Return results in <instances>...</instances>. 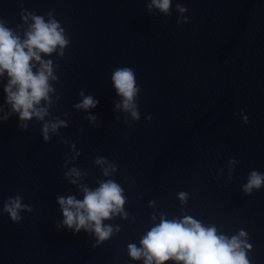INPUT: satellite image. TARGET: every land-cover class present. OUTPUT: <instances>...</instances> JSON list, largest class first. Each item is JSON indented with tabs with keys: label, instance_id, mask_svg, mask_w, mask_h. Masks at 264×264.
Instances as JSON below:
<instances>
[{
	"label": "water",
	"instance_id": "water-1",
	"mask_svg": "<svg viewBox=\"0 0 264 264\" xmlns=\"http://www.w3.org/2000/svg\"><path fill=\"white\" fill-rule=\"evenodd\" d=\"M149 2L0 0V19L21 36L31 22L21 20L23 7L45 20L51 12L70 41L62 55L41 53L56 76L44 121L67 122L47 142L44 121L19 127L0 77V116L9 113L0 121V264H141L127 244L139 246L161 212L193 216L229 236L245 230L250 264H264V185L250 194L241 187L250 170L264 172V0H172L167 13ZM125 65L139 85V119L113 108L121 97L111 72ZM81 90L98 99L95 108L73 107ZM110 164L115 170L105 176ZM73 167L77 183L64 175ZM107 179L122 187L127 213L103 220L113 226L108 239L57 227L56 196L80 199V185ZM17 194L30 210L14 223L3 206Z\"/></svg>",
	"mask_w": 264,
	"mask_h": 264
},
{
	"label": "clouds",
	"instance_id": "clouds-1",
	"mask_svg": "<svg viewBox=\"0 0 264 264\" xmlns=\"http://www.w3.org/2000/svg\"><path fill=\"white\" fill-rule=\"evenodd\" d=\"M172 0H150L145 7L156 8L167 13ZM175 7L180 13L187 9L181 4ZM21 20L27 23V27L21 36L18 32L8 27L3 19H0V77H7L4 84L5 102L10 105L11 112L16 113L19 127L26 128L27 121L35 117L44 121L48 114L47 104L50 101L49 93L53 91L50 80H55L53 62L44 59L41 53L50 54L56 51L63 54V49L69 44L68 37L60 22L51 18L45 20L43 16L29 12L23 7L20 10ZM180 18H178L179 20ZM187 21V17H182ZM35 69V71L33 70ZM112 87L121 97L118 103L113 105L115 109L128 111L133 119H139V111L135 103V97L139 92L136 75L130 66H116L111 72ZM81 99L73 107L81 110L95 108L99 103L91 94L85 95L81 90ZM44 104H41V101ZM243 113V110H241ZM9 113L0 116V121L8 119ZM149 115L147 119H151ZM89 120H94L92 113L88 114ZM244 123L248 122L247 116L243 115ZM67 126L65 120L44 121L41 126L42 139L47 142L49 131L55 132L59 127ZM75 149L74 144L71 145ZM78 154V152L76 153ZM74 158V157H73ZM97 164H104L105 158L98 157ZM237 161L232 158L230 164ZM115 165L103 168V174L109 175V169L115 170ZM71 177V183H77L81 172L73 167L64 173ZM264 185V172L252 169L248 173V179L241 186L245 194H250L252 189H259ZM83 193L78 199L74 195H58L56 203L59 205L62 219L57 227L63 226L73 233L84 229L91 231L96 237V243L108 239L113 226L104 224L103 220L109 219L116 214L126 217L123 205L125 197L122 187L114 180L100 181L95 188L80 185ZM181 203L186 202L187 194L183 191L177 193ZM22 197L17 194L9 196L3 206V211L8 213L9 218L15 223L21 217V209L30 210V205L21 203ZM149 201V204H153ZM151 227L140 237L137 243H128L127 251L131 260L141 261V264H250L247 251L252 245L247 241L245 230H238L231 236L219 232L214 224H203L200 220L190 215H181L169 219L163 212L157 217L151 216ZM158 220V222H156ZM119 230V226H116Z\"/></svg>",
	"mask_w": 264,
	"mask_h": 264
}]
</instances>
